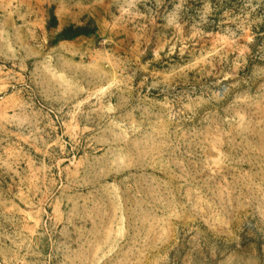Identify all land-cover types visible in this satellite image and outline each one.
Segmentation results:
<instances>
[{"label":"rangeland","instance_id":"rangeland-1","mask_svg":"<svg viewBox=\"0 0 264 264\" xmlns=\"http://www.w3.org/2000/svg\"><path fill=\"white\" fill-rule=\"evenodd\" d=\"M0 264H264V0H0Z\"/></svg>","mask_w":264,"mask_h":264},{"label":"trees","instance_id":"trees-1","mask_svg":"<svg viewBox=\"0 0 264 264\" xmlns=\"http://www.w3.org/2000/svg\"><path fill=\"white\" fill-rule=\"evenodd\" d=\"M53 20V26L52 27H56L57 26V22L55 17H52ZM94 33H96V28L93 29ZM89 32L87 31L86 27L84 26H80V27H76V26H68L66 28H64L58 35H57V39L56 42H60V41H67V40H73L79 37H87L89 36Z\"/></svg>","mask_w":264,"mask_h":264}]
</instances>
